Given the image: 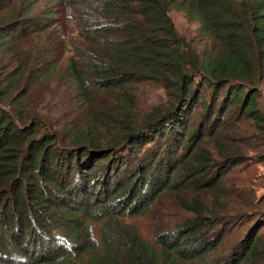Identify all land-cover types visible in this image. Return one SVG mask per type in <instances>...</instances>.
<instances>
[{
  "label": "trees",
  "instance_id": "obj_1",
  "mask_svg": "<svg viewBox=\"0 0 264 264\" xmlns=\"http://www.w3.org/2000/svg\"><path fill=\"white\" fill-rule=\"evenodd\" d=\"M261 92L264 0H0V264H264L222 135Z\"/></svg>",
  "mask_w": 264,
  "mask_h": 264
},
{
  "label": "rangeland",
  "instance_id": "obj_2",
  "mask_svg": "<svg viewBox=\"0 0 264 264\" xmlns=\"http://www.w3.org/2000/svg\"><path fill=\"white\" fill-rule=\"evenodd\" d=\"M174 15V21L178 23L180 29H184L187 25L181 16ZM193 27V26H192ZM130 91L134 97L139 115L147 112L151 107L166 103L168 99L167 90L161 86L152 83H139L137 86H130ZM111 97H114L111 95ZM49 100L48 97L45 98ZM113 99V98H111ZM259 109L264 112V92L258 99ZM139 116V117H140ZM232 125V126H230ZM226 129L223 131L228 136H232L234 139L228 137L229 146H234L237 151L241 152L239 156V163L234 165L228 171V177L226 178L227 184H235L238 189L247 188L250 190L249 197L253 195L258 197L264 195V135L259 133L258 128L253 123V120L245 117L227 121ZM261 131L264 127H260ZM264 132V130H263ZM239 140L241 143H238ZM206 147L211 149V138H206ZM238 154V153H237ZM239 155V154H238ZM253 190V191H252ZM252 192V194H251ZM130 223H135L139 229V233L146 239H152L154 231L157 229V222L153 218L152 214H146L139 218H126ZM100 224L94 228L95 233L98 232ZM244 228H240L242 231ZM230 238L227 242H231Z\"/></svg>",
  "mask_w": 264,
  "mask_h": 264
}]
</instances>
